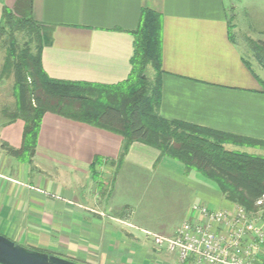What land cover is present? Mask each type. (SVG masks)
Here are the masks:
<instances>
[{
    "label": "crops",
    "instance_id": "crops-1",
    "mask_svg": "<svg viewBox=\"0 0 264 264\" xmlns=\"http://www.w3.org/2000/svg\"><path fill=\"white\" fill-rule=\"evenodd\" d=\"M25 6L50 32L42 54L48 76L106 87L128 80L142 12H156L162 21L159 114L264 142V69L250 41L239 38L255 29L238 21L244 11L232 0H0V21L5 9L23 12ZM23 130L20 120L0 127V142L20 148ZM122 140L46 113L33 164L13 158L8 167V154L0 149V234L85 264H178L144 232L173 237L195 218V203L230 212L235 204L212 191L206 179L199 182L200 173L183 165L175 169L169 158L156 163L159 152L140 143L118 168ZM105 185L110 188L101 193ZM117 195L124 198L123 209L113 202Z\"/></svg>",
    "mask_w": 264,
    "mask_h": 264
},
{
    "label": "trees",
    "instance_id": "trees-1",
    "mask_svg": "<svg viewBox=\"0 0 264 264\" xmlns=\"http://www.w3.org/2000/svg\"><path fill=\"white\" fill-rule=\"evenodd\" d=\"M161 26L159 14L147 9L142 12L135 32L132 73L123 84L106 87L50 78L42 63L50 33L48 27L35 21L29 13L23 17L5 9L0 32L26 31L35 51L30 44L19 56L14 49L9 51L2 77H8L14 69L18 109L2 127L20 120L24 122V130L20 148L1 142V150L33 164L42 120L50 112L120 135L123 140L116 160L118 168L132 145L140 143L159 152L156 163L163 158L178 161L186 172L202 174L228 203L240 205L248 212L255 211L257 202L264 196V156L230 151L225 145L264 149V142L166 119L159 114L163 73ZM249 49L264 69V40L250 42ZM148 65L155 71L154 80L146 76ZM42 93L56 105L48 106ZM100 163L96 158L92 166L96 179L95 168Z\"/></svg>",
    "mask_w": 264,
    "mask_h": 264
},
{
    "label": "built area",
    "instance_id": "built-area-1",
    "mask_svg": "<svg viewBox=\"0 0 264 264\" xmlns=\"http://www.w3.org/2000/svg\"><path fill=\"white\" fill-rule=\"evenodd\" d=\"M256 205L253 212L240 205L230 212L195 203V218L185 221L175 236H149L156 249L178 264H264V196Z\"/></svg>",
    "mask_w": 264,
    "mask_h": 264
},
{
    "label": "rangeland",
    "instance_id": "rangeland-1",
    "mask_svg": "<svg viewBox=\"0 0 264 264\" xmlns=\"http://www.w3.org/2000/svg\"><path fill=\"white\" fill-rule=\"evenodd\" d=\"M232 3H233V5L237 6L240 11H242V12L244 11V16L240 15L241 18H239L238 21L242 22L244 20L245 23H247V25L250 27V29H255V32L252 30H250L249 32L246 31L245 34H247V35L244 36L245 38H242V36H239V38L242 40H245L246 43H247V40H249L250 42H254L258 39L264 38V36H262V34H261V36H259L260 33H258L256 31L257 29L264 30V0H232ZM245 6L248 7L246 11L244 10ZM28 12H29V8H28V6H25L23 8V12L21 9L18 8L15 10L14 13L16 15H21L24 17L25 15H27ZM234 12H232V16H231V18H232L231 23L232 24L236 23V17H235ZM31 43H32L31 37H30V35H28V33H26V31L15 30L13 32V31L8 29L6 31V33H3V31L0 32V127H2V125L4 123L9 121L10 114L15 113L18 109L17 101H16V97H15V92H14V87L16 84V77L14 74V69L10 70V72L8 73L9 74L8 77H5V78L2 77L4 68H5L7 59H8L9 51L14 49L15 55L19 56V54L23 50H25L29 44L31 45L32 49L34 50L35 45H34V43L33 44H31ZM155 75L156 74H155L153 67L151 65H148L147 69H146V76L150 80H154ZM36 95L38 96V94H36ZM42 95H44V97H45L44 93H42ZM45 99H47L46 103L48 104V106L54 107L55 101H51L47 96L45 97ZM73 112H75V111H73ZM230 145H232V144H226L225 145V147L230 151L238 150V151L250 153L253 155H263L264 156V150L259 149V148H248L247 146L243 147V148H240V147L235 148V147H232ZM13 158L14 157H12V156L6 155V157L4 159L5 164L4 163L3 164L4 165L7 164V166L10 167V164H13L15 162V161H13ZM7 160H10V161L7 163ZM169 164H171V163H169ZM15 166H17V165L15 164ZM25 166H27V165H25ZM170 166L176 167L175 169H180L182 164L179 163L178 161L173 160L172 165H170ZM20 168H22L21 164L18 165L17 169L19 170ZM28 174H29L28 182L31 183V182H33V180L31 179L32 173H31L30 168H29ZM143 175H141V176H143ZM197 176H199V182H205V180H204L205 178L202 174H199V175L197 174ZM106 177H108V179L111 178V176H108V175ZM134 177H135V175H134ZM208 183L212 184L210 182H208ZM109 188H110V186H108V185H105L104 187H100V192L101 193H104V192L107 193ZM210 189L216 193L218 192V190L216 189V187L213 184L210 186ZM118 194L122 195V192H120ZM119 197L120 196L117 195V197L114 198L113 202L117 206H119L117 208H120V207L122 208L124 205V198L122 197L121 199H119ZM144 234L146 235L147 240H149V242L152 243L151 242L152 236L151 235L149 236V234H154V233L149 232V231H145ZM156 235H158V234H156ZM159 236H161V235H159ZM163 237H166V236H163ZM141 243L144 244L143 241ZM150 245L151 244H149V246ZM152 245H153V243H152ZM152 245L150 247H152ZM25 247L30 248V249H34L37 251H41L38 248H33V247H29V246H25ZM154 248H155V246H154ZM41 252H43V251H41ZM56 256L70 260L67 257L65 258V256H62V255H56ZM161 259L164 260L165 262L167 261V259L165 257L164 258L162 257ZM71 261L76 262L78 264H85L84 262H81L78 260H71Z\"/></svg>",
    "mask_w": 264,
    "mask_h": 264
},
{
    "label": "water",
    "instance_id": "water-1",
    "mask_svg": "<svg viewBox=\"0 0 264 264\" xmlns=\"http://www.w3.org/2000/svg\"><path fill=\"white\" fill-rule=\"evenodd\" d=\"M0 264H78L71 260L27 248L0 234Z\"/></svg>",
    "mask_w": 264,
    "mask_h": 264
}]
</instances>
